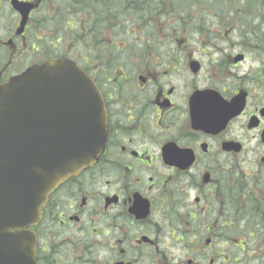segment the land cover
<instances>
[{"label":"flooded vegetation","instance_id":"af4514ba","mask_svg":"<svg viewBox=\"0 0 264 264\" xmlns=\"http://www.w3.org/2000/svg\"><path fill=\"white\" fill-rule=\"evenodd\" d=\"M140 1L0 0V85L68 60L107 117L100 159L54 191L33 229L35 263L264 264L240 205L264 196V0H213L217 17L228 10L198 18L210 46L117 45L75 22L156 18L155 0Z\"/></svg>","mask_w":264,"mask_h":264},{"label":"water","instance_id":"95a60500","mask_svg":"<svg viewBox=\"0 0 264 264\" xmlns=\"http://www.w3.org/2000/svg\"><path fill=\"white\" fill-rule=\"evenodd\" d=\"M107 131L98 88L71 61L0 85V264H36L31 229L49 196L100 159Z\"/></svg>","mask_w":264,"mask_h":264},{"label":"trees","instance_id":"16d2710c","mask_svg":"<svg viewBox=\"0 0 264 264\" xmlns=\"http://www.w3.org/2000/svg\"><path fill=\"white\" fill-rule=\"evenodd\" d=\"M166 0H155L154 1V16L156 18H162V8H163V3H165ZM145 1L141 0L140 1V6L141 8L143 6H149L150 3H146L144 5ZM172 3V16H176L178 19L179 18H184L186 16L189 17L190 14H192V11L194 10V5H190L192 8L189 9L188 4L186 3V0H178V2H174V0H171ZM178 3V4H177ZM143 5V6H142ZM84 8V6L82 7ZM156 8V9H155ZM161 11V12H159ZM142 13V10H141ZM96 17L93 18H87V20L83 21L79 19V24L84 25L85 23L87 24L88 28L92 29L93 33L99 35L100 32L105 31L106 29H109L113 33V37L117 36H123V39L126 41L125 45H140V46H146V45H151V46H158V36L159 33L165 34L166 38L174 37L176 38L180 32L174 31L172 29L163 30V31H156V28L152 25V22L149 20L150 18H104V15H107L106 12H103L102 10H97L95 12ZM111 19L113 21H117V23H124V26H116V27H111L110 21ZM153 19V18H152ZM135 20V21H133ZM78 25V26H80ZM140 25V27H139ZM131 26H138V30H135V27ZM130 28L131 30H127V28ZM139 29L141 30L142 36H146L147 40L143 41L140 43V40L137 39L138 36V31ZM198 29H193V33L197 34ZM125 36H129L131 38H134V40L127 41ZM78 41L80 38H82L83 43L85 42V38L80 34V36H77ZM249 199L241 203L240 205L243 207H250L252 210L249 212H246L245 214H242L241 217L245 219L246 223V231H249L251 229H254L262 238H264V196L260 197L256 194H249ZM240 220H237V223H239ZM264 250V247L263 249Z\"/></svg>","mask_w":264,"mask_h":264},{"label":"rangeland","instance_id":"374dc122","mask_svg":"<svg viewBox=\"0 0 264 264\" xmlns=\"http://www.w3.org/2000/svg\"><path fill=\"white\" fill-rule=\"evenodd\" d=\"M175 4L176 2H178V0H174ZM186 3L189 6V9H191L192 7L190 6L191 4L194 5V10L192 11V14L189 15V17L186 18V16L184 18H177L176 16H172V3L171 0H166L165 3H163V8H162V18H150L149 20L152 22V25L154 28H156V31H163V30H168V29H172L174 30V28H176L177 32H180V34L174 38V37H170V38H166L165 34H161L159 33L158 36V46H176L178 42L181 41H187L186 44L187 46H210L209 43L202 41V37L194 34L193 33V29H198L199 27V20L198 18H211V15H213V18H222L223 13L228 10L227 7L224 8L222 7V5H225L224 3H222V5L220 6V13L221 16H218L214 14V5H213V0H186ZM178 4V3H177ZM155 17V16H153ZM80 20H85V18H75V22L78 23ZM253 20H255V23L257 24L258 22H256V18H253ZM212 22V21H211ZM210 24V23H209ZM110 26H118V25H122L124 26V23H117V21H113L111 19L110 21ZM134 27V26H131ZM140 27V25H139ZM127 28V27H126ZM127 30H131L130 28H127ZM105 34V38L106 40L109 42L110 38L111 40H113L114 38L117 39L116 44L120 45L121 42H126L123 39V36H117V37H113V33L109 30L106 29L104 31ZM127 37L126 40L127 41H132L134 40V38H131L129 36H125ZM137 39L140 40V43H142L143 41L147 40L146 36H142L141 30L139 29L138 31V36ZM113 42V41H111ZM199 43V44H198ZM204 43V44H203ZM202 44V45H200ZM77 45V44H76ZM123 45H125L123 43ZM80 46V45H77ZM234 52H237L234 51ZM248 68V65H244L241 70L246 71ZM238 137H242L243 134L241 132H237L236 134ZM245 157V155L243 156ZM242 159V158H240Z\"/></svg>","mask_w":264,"mask_h":264}]
</instances>
